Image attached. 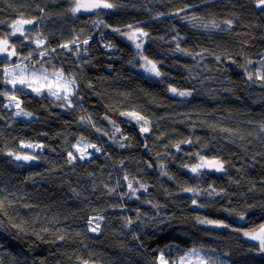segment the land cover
<instances>
[{
  "label": "trees",
  "instance_id": "1",
  "mask_svg": "<svg viewBox=\"0 0 264 264\" xmlns=\"http://www.w3.org/2000/svg\"><path fill=\"white\" fill-rule=\"evenodd\" d=\"M110 2L119 7L97 16L71 14L72 0H0V39L13 31V21H36L24 26L29 39L23 46L22 37L9 36L18 61L31 52L27 64L50 71L63 68L78 85L72 108L61 107L47 96L11 89L2 82L0 64V92L15 91L21 107L33 113L31 119H16L13 109L6 107L8 98L0 95V198H7L6 213H0V264H82L83 260L158 264L160 249L171 262L193 247L227 254L226 264H264L258 241L243 235L264 224V132L260 131L264 84L247 79L248 72L256 79L255 73L264 71V12L255 0ZM178 9L184 11L177 15ZM186 17H197L198 25L215 21L221 27H193ZM99 19L122 29L139 24L149 32L144 55L159 62L164 75L157 78L145 72L134 46L111 28L95 27L92 22ZM226 20L233 21L228 31L221 30ZM77 36L78 55L74 45L72 51L59 47ZM89 37L88 45H83ZM38 38L45 40L40 48L33 43ZM108 43L115 47H105ZM177 43L203 55L194 58L176 52ZM45 48L48 54L41 56ZM170 85L194 89L193 95L173 96ZM133 109L151 121L148 133L142 134L139 125L120 115ZM82 116L90 117L89 124L80 122ZM81 136L102 151L67 164V153H75L72 145ZM184 139L194 143L181 144L178 152L173 145ZM29 142L45 147L36 151L21 147ZM9 151L38 159L15 161ZM197 152L223 160L225 172L204 170L195 177L181 167L196 163L189 153ZM162 164L167 176L161 175ZM125 175L133 187L147 185L146 192L136 193L139 199L122 195L129 192ZM187 187L204 194L193 197L181 190ZM212 188L223 189L224 194L207 195L205 190ZM193 198L204 206L193 205ZM7 201H12L11 206ZM99 214L104 220L98 234H93L87 231V221ZM126 217L134 221L130 227H124ZM196 217L221 221L227 227L201 224Z\"/></svg>",
  "mask_w": 264,
  "mask_h": 264
},
{
  "label": "snow or ice",
  "instance_id": "2",
  "mask_svg": "<svg viewBox=\"0 0 264 264\" xmlns=\"http://www.w3.org/2000/svg\"><path fill=\"white\" fill-rule=\"evenodd\" d=\"M73 7L68 9V11L76 15L77 13H95L97 16L101 15V12L103 10H111L119 7V5L110 2V0H72ZM256 7L264 12V0H255ZM41 11H43L41 9ZM184 11V9H178L177 15H179L180 12ZM163 15V14H160ZM186 19H189L193 22V27H203L205 29H220V24L216 23L215 21L211 22L210 24H203L198 25L195 23L197 20V17H186ZM34 19H19L16 21H13L11 27L13 31L6 35L3 39H0V56L4 57V60L0 61V64L3 65V80L2 82L6 85H11L12 89L15 90L19 86L21 89H30L31 92L35 93L38 97H54L56 101H62L60 106L61 107H68L71 108L72 105V97H74L77 93V80L74 76L71 75H65V72L63 68L60 69H54L52 72H49L47 68H44L41 66L39 69L35 67H31L29 64L24 63V61H29L32 58V53L29 52L27 56L23 57V60L20 63H7L10 62L12 57H16L19 55V53L16 50V46L14 44L9 43V36H16L19 35L23 38L21 42V46H23V41H27L29 37L25 34L24 25H31L34 24ZM95 27L99 28L103 26L104 28H111V31L120 35L121 37L125 38L127 41L131 42V44L135 48V56L139 57L143 63L141 64V67L143 70L147 73H149L153 77H161L164 75L159 66L157 61H154L152 59H149L148 56L144 55L143 49L145 46V42L147 39L150 38L149 32L145 31L144 28L140 27L139 24H127L124 26V29L121 27H112L104 22L103 19H99L92 22ZM233 21L232 20H226L223 21V24L225 25L224 31H228L231 29ZM89 39L91 37L84 39L82 41L83 45H88ZM162 39V38H161ZM174 40H176V37H173ZM33 43L36 44L37 48H40L42 45H44L45 40L43 38H38L33 41ZM79 37H74L72 40L68 41L67 43L59 45L60 48L68 49L69 51H72V48L70 46L74 45L77 48V51L75 54H79V45H80ZM105 47L107 48H114L115 45L108 43L105 44ZM54 52L55 49H52ZM87 51V49H85ZM176 52L182 53L184 55H192L194 58L195 56H202L203 53H191L188 49L181 48L179 43H177ZM205 52L207 50H204ZM48 54V49L45 48L44 51L40 52L41 56H46ZM217 61L221 59L219 55L215 57ZM37 63H40L43 65V61H37ZM129 63H133V61H129ZM247 64H251V60L246 61ZM239 67L244 68L245 65H239ZM261 69L264 70V61L261 62ZM256 79H254V74L251 72L247 73V79L253 83L256 82L258 79L262 84H264V71H260L255 73ZM92 85L89 84V87ZM168 91L172 93L173 96L187 98L193 95V91L189 89H178L173 86L168 87ZM0 95L6 96L9 100L8 107L12 106V102H15V107L17 109L15 115L16 116H23V117H32L33 113L30 111H26L24 108L21 107V101L19 100L18 96L15 94V91H13L11 94L7 91L0 92ZM121 116L127 117L130 121H134L137 125H139L140 132L148 133L151 128V121L143 115L138 110H130V111H123L120 113ZM105 119H108V117H105ZM80 122L83 124H89L90 117H81ZM110 123L114 124V121H109ZM91 127L95 128L97 132H100L101 129L97 128L95 124H90ZM116 131H120L119 128H116ZM221 131L225 132H231V129H221ZM260 131L264 132V124H261ZM104 135H108L107 132H104ZM124 139H129L128 137H124ZM199 139V138H197ZM194 141L192 139H184L181 140L173 145V147L176 148V150L179 152L181 150V144H193ZM130 146V145H129ZM22 148L27 149H43L45 145L43 144H33V143H22ZM119 147L123 148L125 147L124 143H119ZM147 147V145H145ZM206 147V146H205ZM72 148L75 149V153L73 151H68L67 153V164H72L76 160H86L89 159L92 156V153L88 151V149H94L95 152L99 153L102 151L100 147H98L96 144L88 143L86 138L81 136L80 139L77 141L76 144L72 145ZM8 156L13 157L15 161H35L38 159L36 155L32 154H20L18 152H12L9 151L7 153ZM189 155L195 156L197 158V162L191 165L184 164L181 165V167L186 168L191 174H193L195 177H199L202 174H204V170H213L215 172H225V162L219 158L213 157L211 159L201 155L200 153H189ZM123 163V161H121ZM151 167V165H149ZM162 171L161 175L167 176L168 173L163 171L164 165H160ZM170 179L172 177H169ZM125 180H128V176L125 175ZM211 187V186H210ZM128 189L129 192L123 193L122 195L135 197L136 199H139V196L136 195V193L143 189L145 192L147 191V185L144 183H140L139 187H133V182L131 180H128ZM184 192H189L193 194V197L202 195L204 193H201L198 188H182L181 189ZM2 191V190H0ZM116 189H110V193H114ZM206 194L209 196H217V195H223L224 190L221 189L220 192H217L215 188H212L211 191L205 190ZM7 198H0V213H6V207L5 202ZM144 203H151V201H144ZM7 204L11 206L12 201H7ZM192 204L196 205L198 207H203L204 205H198L197 200L195 198L192 199ZM24 207H31L30 205H24ZM154 208L160 207L159 205H153ZM138 214L136 219L139 220V211L137 210ZM240 219L243 220V215L240 216ZM104 220V216H96L91 217L88 219V229L87 231H90L92 233H98L100 231V221ZM196 220L201 224H214L217 227H227V225L223 224L221 221H210L206 219H202L200 217H196ZM134 221L131 218H124V227H130ZM13 227L19 228L21 231H23V227L21 225H13ZM44 231H47L45 228ZM38 235V234H37ZM243 235L249 237L252 240L259 241V250L261 252H264V224L259 225L258 230H254L252 232H244ZM135 238V237H134ZM59 240H63L64 236H59ZM169 249L172 246H166ZM159 256L157 257L158 264H218V262L211 257H206L204 255H201V250L197 249L195 247L187 250L184 255L179 256L177 259L172 260L171 262L165 257L164 250L160 249ZM193 258L195 260L193 261ZM79 259V258H78ZM82 264H89L88 260H83Z\"/></svg>",
  "mask_w": 264,
  "mask_h": 264
},
{
  "label": "rangeland",
  "instance_id": "3",
  "mask_svg": "<svg viewBox=\"0 0 264 264\" xmlns=\"http://www.w3.org/2000/svg\"><path fill=\"white\" fill-rule=\"evenodd\" d=\"M256 6V5H255ZM78 14V13H77ZM25 26V25H24ZM129 44H131V42H129V41H127ZM132 45V44H131ZM0 57H2V56H0ZM4 58V57H3ZM138 59H139V57H138ZM140 60V59H139ZM22 60H20V61H18V58L17 57H12V59H11V61L9 62V63H20ZM141 61V60H140ZM24 63H26V61H24ZM32 67V66H31ZM45 68V67H44ZM37 69H39V68H37ZM49 72H52V71H50V70H48ZM10 86V88L12 89V87H11V85H9ZM19 87V86H18ZM23 90H25V91H27V92H29V93H32V94H34L35 95V93H33V92H31V90L30 89H23ZM13 91H10L9 93L11 94ZM50 98V97H49ZM51 99L52 100H54V101H56L55 100V98L54 97H51ZM56 102H60V103H64V102H62V101H56ZM9 104V100L7 99L6 100V107L8 108V110H12L13 109V111H14V116H15V118L16 119H18V118H22V119H31V117L29 118V117H23V116H16L15 115V113H16V111H17V109H16V107H15V102H12V106L11 107H8L7 105ZM72 108V107H71ZM79 140V139H78ZM87 140V139H86ZM117 140L118 139H114L113 141H115V143L117 144V145H119V143L117 142ZM87 142L88 143H92V142H90L89 140H87ZM76 143H77V141H76ZM94 144V143H93ZM33 150V149H32ZM36 150H39V148H37V149H34V151H36ZM73 150H75V149H73ZM88 151L89 152H91L92 154H94V153H97V152H95V150L94 149H88ZM26 154V153H25ZM24 162H26V161H24ZM28 162H34V161H28ZM210 171H213V170H210ZM100 215V214H99ZM98 215V216H99ZM93 217H96V216H93ZM100 224H101V221H100ZM93 234H98V233H93ZM249 238V237H248ZM250 239V238H249ZM252 240V239H251ZM197 249H200L201 250V255H204V256H206V257H211L212 259H214V260H216L218 263H223V264H226L227 263V259H228V256H227V254L226 255H220V254H218L217 255V253L214 251V250H210V249H202V248H197ZM189 250V249H188ZM214 251V252H213ZM195 260V258H193V261Z\"/></svg>",
  "mask_w": 264,
  "mask_h": 264
},
{
  "label": "water",
  "instance_id": "4",
  "mask_svg": "<svg viewBox=\"0 0 264 264\" xmlns=\"http://www.w3.org/2000/svg\"><path fill=\"white\" fill-rule=\"evenodd\" d=\"M257 247H258V249H259V241H258ZM259 251H260V250H259ZM260 254H261L262 256H264V252H261V251H260Z\"/></svg>",
  "mask_w": 264,
  "mask_h": 264
},
{
  "label": "clouds",
  "instance_id": "5",
  "mask_svg": "<svg viewBox=\"0 0 264 264\" xmlns=\"http://www.w3.org/2000/svg\"><path fill=\"white\" fill-rule=\"evenodd\" d=\"M257 244H258V242H257ZM258 248V247H257ZM258 251H259V249H258Z\"/></svg>",
  "mask_w": 264,
  "mask_h": 264
}]
</instances>
